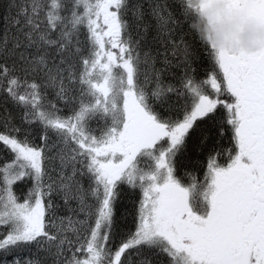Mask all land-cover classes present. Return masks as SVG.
<instances>
[{
    "label": "snow or ice",
    "instance_id": "snow-or-ice-1",
    "mask_svg": "<svg viewBox=\"0 0 264 264\" xmlns=\"http://www.w3.org/2000/svg\"><path fill=\"white\" fill-rule=\"evenodd\" d=\"M0 19V264H264V0Z\"/></svg>",
    "mask_w": 264,
    "mask_h": 264
},
{
    "label": "trees",
    "instance_id": "trees-1",
    "mask_svg": "<svg viewBox=\"0 0 264 264\" xmlns=\"http://www.w3.org/2000/svg\"><path fill=\"white\" fill-rule=\"evenodd\" d=\"M8 11V0H0V18H2L6 12ZM3 28V20L0 19V30ZM197 76H202L203 75V67H202V62L198 61L197 62ZM168 79V77H165ZM6 112H11L13 116L17 117L19 116L18 111L13 107V105L6 101V99L0 95V116H3ZM202 164V161L200 162ZM130 203V202H129Z\"/></svg>",
    "mask_w": 264,
    "mask_h": 264
},
{
    "label": "flooded vegetation",
    "instance_id": "flooded-vegetation-1",
    "mask_svg": "<svg viewBox=\"0 0 264 264\" xmlns=\"http://www.w3.org/2000/svg\"><path fill=\"white\" fill-rule=\"evenodd\" d=\"M245 44H247V38H245Z\"/></svg>",
    "mask_w": 264,
    "mask_h": 264
}]
</instances>
